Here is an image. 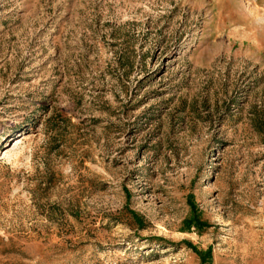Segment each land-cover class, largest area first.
I'll list each match as a JSON object with an SVG mask.
<instances>
[{
    "label": "rangeland",
    "instance_id": "obj_1",
    "mask_svg": "<svg viewBox=\"0 0 264 264\" xmlns=\"http://www.w3.org/2000/svg\"><path fill=\"white\" fill-rule=\"evenodd\" d=\"M188 242L264 264V0H0V264Z\"/></svg>",
    "mask_w": 264,
    "mask_h": 264
},
{
    "label": "trees",
    "instance_id": "obj_2",
    "mask_svg": "<svg viewBox=\"0 0 264 264\" xmlns=\"http://www.w3.org/2000/svg\"><path fill=\"white\" fill-rule=\"evenodd\" d=\"M186 225L188 229H191L194 226L201 228L205 225V222L197 213H193L190 218L187 219ZM188 243L189 246L193 248V250L200 256L201 264H212V247H209L206 250H199L195 245L191 244L190 242Z\"/></svg>",
    "mask_w": 264,
    "mask_h": 264
},
{
    "label": "bare ground",
    "instance_id": "obj_3",
    "mask_svg": "<svg viewBox=\"0 0 264 264\" xmlns=\"http://www.w3.org/2000/svg\"><path fill=\"white\" fill-rule=\"evenodd\" d=\"M21 137H22V136H21ZM21 137H19L18 139L14 140L15 143H14L13 148H15L19 143H23V140L21 139Z\"/></svg>",
    "mask_w": 264,
    "mask_h": 264
}]
</instances>
